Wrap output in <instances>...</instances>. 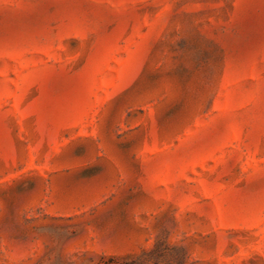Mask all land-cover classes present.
<instances>
[{
    "label": "rangeland",
    "instance_id": "rangeland-1",
    "mask_svg": "<svg viewBox=\"0 0 264 264\" xmlns=\"http://www.w3.org/2000/svg\"><path fill=\"white\" fill-rule=\"evenodd\" d=\"M0 264H264V0H0Z\"/></svg>",
    "mask_w": 264,
    "mask_h": 264
},
{
    "label": "trees",
    "instance_id": "trees-1",
    "mask_svg": "<svg viewBox=\"0 0 264 264\" xmlns=\"http://www.w3.org/2000/svg\"><path fill=\"white\" fill-rule=\"evenodd\" d=\"M146 251L143 250V253H145ZM141 254H131V255H126V256H121V257H117V259L119 260H127L129 258H134V257H138Z\"/></svg>",
    "mask_w": 264,
    "mask_h": 264
}]
</instances>
